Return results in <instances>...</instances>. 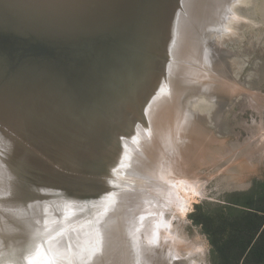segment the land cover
<instances>
[{"label": "bare ground", "instance_id": "1", "mask_svg": "<svg viewBox=\"0 0 264 264\" xmlns=\"http://www.w3.org/2000/svg\"><path fill=\"white\" fill-rule=\"evenodd\" d=\"M251 2L0 0V122L19 141L1 131L0 139L25 153L0 150L16 164L0 163V264H45L65 231L60 222L85 203L74 190L103 183L102 168L118 178L104 177L115 186L100 199L125 191L114 193L95 264H202L201 243L177 220L206 194L203 168L219 139L209 125L225 107L223 92L239 88L216 87L223 79L205 68L212 55L230 64L221 51L251 24ZM137 123L148 133L139 136ZM128 130L138 140L126 148Z\"/></svg>", "mask_w": 264, "mask_h": 264}, {"label": "rangeland", "instance_id": "2", "mask_svg": "<svg viewBox=\"0 0 264 264\" xmlns=\"http://www.w3.org/2000/svg\"><path fill=\"white\" fill-rule=\"evenodd\" d=\"M246 14H249L247 17L252 20L251 24L240 31L238 34L240 37L226 42L223 48L225 51H221L224 57H228L230 64L227 62L229 65L226 64V67L222 61L215 64L212 55L206 65L207 71L209 69L215 72L218 78L223 79L221 83H212L213 85L221 88L222 84L230 86L233 83L239 88L231 92L228 90L223 92L225 107L218 115L217 122L209 125L211 132L217 138L219 136V139L209 144L208 153L212 161L206 156L205 166L208 167L203 168L202 178L206 194L194 197L186 219L177 220V225L182 228V234L185 232L183 235L190 242L201 243L204 249L201 255L202 264H214V262L206 232L190 217L195 207L206 203L225 205L228 195L247 192L257 183L264 182V151L262 150V147L264 148V143L262 145L264 141V0H252ZM238 150L240 152L237 155ZM248 151L253 160H248ZM243 154H248V157L245 155L243 158ZM236 160L239 163L238 167L242 165L241 168L237 167Z\"/></svg>", "mask_w": 264, "mask_h": 264}, {"label": "water", "instance_id": "3", "mask_svg": "<svg viewBox=\"0 0 264 264\" xmlns=\"http://www.w3.org/2000/svg\"><path fill=\"white\" fill-rule=\"evenodd\" d=\"M167 24H170L169 20H168ZM166 38H164V39L166 40ZM163 45H165V44H163ZM165 52L166 51H164V52L162 51L161 55L164 54L165 55L164 57H167V53H165ZM170 62H175V61H174V59H173V61L170 59ZM162 63L163 62H161L159 65H156L154 67V69L155 70L158 69V67L161 66ZM168 71H169V69H168ZM167 73L168 72L166 70V75L163 76L162 80H165V77H168ZM153 82H154V80L153 81L151 80L148 88L152 86ZM159 87H164V84H162V86L159 85L158 87L155 86L153 88L154 91ZM145 92H146V90L142 91V93H140V95L142 94V96H143L145 94ZM137 105L139 106L140 104L137 102ZM135 115L140 116V114H135ZM121 118H122V116H120V118L118 120H120ZM122 119H121V121H122ZM118 120H116V122ZM137 126H138V135L139 136H141L142 132L148 133V130L145 129L143 126H141L139 123H137ZM118 127H120V126H118ZM0 131L3 133L2 136L9 137L11 140L10 141L6 137H2L0 139V150L2 151V152L1 151L0 152L2 155L6 156L5 152H8V155L13 153L15 157L16 156L18 157L20 155L25 154L20 149L19 146L17 147V149L13 148L11 150V146H7L4 143L5 140H8L11 143L18 144L19 140H18V137L15 134L16 132H14V130L12 131L7 126L2 124V122H0ZM123 134H125L123 142H124V145L126 148L131 147V142L133 139L137 138V140H138V137L134 136L133 133H131L130 131H129V133L123 132ZM113 154L118 157L117 159H119L121 157L123 158V152H122L121 146L118 145ZM9 159H10V161H9ZM114 159L117 160L116 158H114ZM11 160L12 159L10 157L7 158V161L3 160L0 157V163L1 164H5V163L9 162L10 165H12V164H13V166L16 165L15 161H11ZM44 160H46V159H44ZM10 162H12V163H10ZM44 164H46V169L50 170V172L55 171L59 175L60 174L65 175V174L59 172L56 168H53L52 165L47 166L48 165L47 162H45ZM30 168L32 170H37L33 167H30ZM117 169L120 170L121 166H118ZM74 175H77V174H74ZM105 176L112 177L114 179L118 178V177L113 176V174H111L109 171L103 172V168H102V169H100L99 179H101V181L103 183H98V182H96L97 180H94L96 182V183L92 182L94 184H91V181H90V183H87L86 185L81 184V185H79V187L75 186L78 188L83 187L82 188L83 190H81V191H78L75 189L74 190L75 192L73 194L78 196L80 199H84L85 203H78L79 206L76 205V206L71 207V208L76 209V214L74 216H72L73 218L71 220H68L67 222H65V221L60 222V225L63 224V227H65V231L61 232V234H62V235L60 234L61 237L58 236L60 239L58 240L57 244H55V246L52 250V254L54 256L50 255L46 252L48 260L46 259L45 264H95L96 261L94 260V262H93L95 255L98 254L97 256H99V253L104 254V250L106 248L107 240H106L105 244L103 245L101 239H99V237L101 235L100 233H101L102 228L105 226V220L107 218L106 216L109 214L112 206L117 203V201L114 198L115 197L114 193H117L118 191H125L123 189L122 190H111L110 193L113 194V198H111L112 202H111V200L103 201L102 199H100L102 196L108 195L105 193L110 191V189H113L112 186H115V185L110 186L109 183L107 182V180L104 178ZM86 177L88 179H91V177H89V176H86ZM127 177L129 179H134L130 176H127ZM123 178H126V177H123ZM44 182H46V181H44ZM44 182H42V183H44ZM45 184H47V183H45ZM3 185L7 188V185L5 183H3ZM120 185H124V184L120 183ZM125 185H129V188H131L130 187L131 184H125ZM97 189H100V192H102V191H106V192H104V193L102 192L103 194L97 193ZM85 190H93V192H86ZM130 190H132V189H130ZM33 193H35L36 196L39 195V193H37V192H33ZM112 194H110V197L112 196ZM90 195H93V196H90ZM69 212H67L64 215H68ZM77 223H79V224H77ZM75 224H77V225L75 226ZM61 228L62 227H60V228L57 227L55 229V231L59 230ZM41 233H42L43 237H46L43 234V232H41ZM46 235H47V233H46ZM58 237H56V238H58Z\"/></svg>", "mask_w": 264, "mask_h": 264}, {"label": "trees", "instance_id": "4", "mask_svg": "<svg viewBox=\"0 0 264 264\" xmlns=\"http://www.w3.org/2000/svg\"><path fill=\"white\" fill-rule=\"evenodd\" d=\"M190 217L206 232L214 264H264V182L225 205H197Z\"/></svg>", "mask_w": 264, "mask_h": 264}]
</instances>
